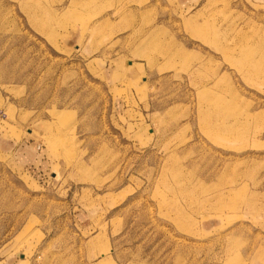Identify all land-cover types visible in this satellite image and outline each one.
Segmentation results:
<instances>
[{
	"label": "rangeland",
	"instance_id": "1",
	"mask_svg": "<svg viewBox=\"0 0 264 264\" xmlns=\"http://www.w3.org/2000/svg\"><path fill=\"white\" fill-rule=\"evenodd\" d=\"M0 264H264V0H0Z\"/></svg>",
	"mask_w": 264,
	"mask_h": 264
}]
</instances>
